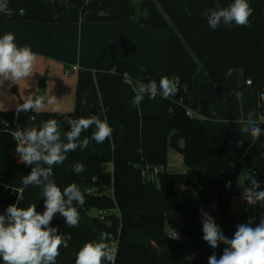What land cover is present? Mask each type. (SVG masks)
<instances>
[{
	"label": "trees",
	"instance_id": "trees-1",
	"mask_svg": "<svg viewBox=\"0 0 264 264\" xmlns=\"http://www.w3.org/2000/svg\"><path fill=\"white\" fill-rule=\"evenodd\" d=\"M232 0H148L146 22L151 27L168 28L169 64L158 69H144L127 62L114 63L102 70L80 69L77 72L75 109L71 113L0 111L8 130L16 132L39 126L47 120L60 122L61 131L69 129L67 119L91 115L106 120L112 135L102 144L92 141L83 150L68 153L63 164L54 167L53 179L63 190L75 182L85 195L86 203L76 205L80 213L78 227L69 228L56 214L51 226L64 228L63 244L57 264H75L76 253L89 241L98 240L102 231L118 234L115 264H208V258L220 257L227 245L213 249L203 240L202 224L196 207L189 199V188L204 203L217 202L216 212L221 232L231 238L237 222L231 212L235 196L232 184L237 181L241 155L236 133L224 132L217 141L200 121V116L213 118L216 98L200 103L191 100L192 78L198 67L215 83L224 84L229 71L238 70L243 88L264 90V0H249L253 8L250 26L210 28L205 9L227 7ZM9 11L1 19L31 20L64 24L145 22L134 18L131 0H8ZM24 9V15L19 10ZM176 82L178 92L169 99L159 96L161 115H131L122 105V88L127 81L159 83L161 77ZM249 80L250 85L245 82ZM87 103H82L83 100ZM21 105V104H20ZM193 116L187 115V111ZM257 125L264 129V124ZM121 129L125 136L120 138ZM95 126L82 133L90 137ZM180 139L183 144L180 146ZM264 152V136L257 141ZM172 146L182 154L183 163L193 177L168 172L167 149ZM17 142L10 132H0V214L15 198L3 185L22 188L17 206L35 204L44 211L42 189L24 187V176L32 166L18 164L12 157ZM264 154V153H262ZM81 162L86 171L76 174L71 165ZM162 166L152 181L142 176V167ZM260 190H264V155H259L254 169ZM231 182L230 186L228 182ZM89 190V191H87ZM95 209L96 215L89 211ZM117 209L119 216L110 214ZM99 210L108 212L101 219ZM177 212L182 219L183 239H171L164 231L165 213ZM264 209L256 207L255 226ZM109 221L111 224H109Z\"/></svg>",
	"mask_w": 264,
	"mask_h": 264
},
{
	"label": "clouds",
	"instance_id": "clouds-1",
	"mask_svg": "<svg viewBox=\"0 0 264 264\" xmlns=\"http://www.w3.org/2000/svg\"><path fill=\"white\" fill-rule=\"evenodd\" d=\"M8 11V0H0V13L6 14ZM253 11L249 0H232L227 7L208 8L202 15L206 17L208 26L215 30L221 25L250 26ZM24 12V9L19 10L20 15H24ZM14 41L15 36L11 33L0 37V82L21 81L33 76L36 54L28 46L18 47ZM177 92L176 82L164 76L159 83L148 81L141 84L135 102L139 103L144 93L153 99L157 96L169 99ZM82 103L86 104L87 100ZM44 107L43 96L29 98L17 108V115L20 112L40 111ZM54 110L60 111L59 107ZM66 122L70 130L63 133L60 122L51 119L44 121L39 128H26L15 134L19 162L32 166L22 183L24 187L35 185L42 189L44 211L38 212L35 204L27 208L12 204L5 214H0V259L3 264H57L63 236L57 234L58 229L51 226V221L59 213L69 228L79 226L80 213L76 205L82 207L86 203L84 192L75 182L61 190L53 179V169L64 163L68 153L78 148L83 150L92 141L102 144L111 137L113 129L106 120L96 115L67 119ZM93 126L95 130L91 136L81 139L82 133ZM241 131L248 134L253 143L264 136V129L251 118ZM71 170L81 174L87 169L83 163L77 162L71 165ZM245 179L250 180V186L244 187L242 199L249 205L264 202V190H260L255 177L249 173ZM228 184L230 186L231 182ZM201 212L203 240L213 249L219 247L220 243L227 245L220 257L211 255L208 264H264V215L255 227L251 220L248 224L236 225V231L229 238L221 232L213 217L203 210ZM109 241L110 233L102 231L98 240L86 242L79 249L75 264H115L114 250Z\"/></svg>",
	"mask_w": 264,
	"mask_h": 264
},
{
	"label": "crops",
	"instance_id": "crops-1",
	"mask_svg": "<svg viewBox=\"0 0 264 264\" xmlns=\"http://www.w3.org/2000/svg\"><path fill=\"white\" fill-rule=\"evenodd\" d=\"M5 33H11L15 36L14 42L18 47H30L37 56L36 62L47 65V75L51 72L52 76L56 74L62 75L69 81L70 79L72 81L73 78L66 75L71 73L67 70L71 67L73 72H78L80 69L97 71L107 68L114 63L127 62L141 68L158 69L167 66L169 60L170 33L168 30L163 28L157 29L151 27L146 22L140 21L124 24H98L80 21L71 24H64L62 22L46 24L45 22L31 20L1 19L0 37ZM125 84L122 105L127 113L138 116L157 114L156 112H158L157 110L160 105L159 100H156L157 97L153 99L149 94L144 93L140 102L136 103L135 97L139 92L141 84H135L130 81ZM4 86L5 81L0 82V90ZM246 89L242 87L240 72L238 70L229 71L226 82L224 84H217L204 73L201 66L198 67L193 75L190 90L191 100L196 103H200V101L211 95L216 98L214 117L217 121L213 120L214 117L209 118L205 116H200V121L207 132L210 133L209 135L213 141H217L224 132H233L238 135L239 152L241 155L240 164L242 157L246 158L250 154L252 157L254 156L253 159L255 157L258 158L259 150L255 145L259 146V144L257 142L253 143L248 134L242 133V128L224 127L223 124H220L217 116L224 118L225 112L230 113L233 106H236L237 110H240V101H242V108L247 111V103L245 102L248 99L242 96V100L238 101L236 97H231L238 90L237 95H240L241 90H243L245 92L244 96H246ZM45 90L47 91L46 87ZM46 91L43 96L46 95ZM246 97L252 98L253 94ZM254 99H256V96H254ZM1 100L0 98V111L7 110L5 108L14 109V103H11L12 107L4 106ZM57 107H59L60 111L54 110ZM69 110L61 108V106L42 109L45 112L58 113H67ZM173 165V161L169 160L166 170L168 172H175L174 170H168ZM191 192L193 191L189 188V193ZM193 194L197 197L194 192ZM250 206L257 207V205Z\"/></svg>",
	"mask_w": 264,
	"mask_h": 264
},
{
	"label": "rangeland",
	"instance_id": "rangeland-1",
	"mask_svg": "<svg viewBox=\"0 0 264 264\" xmlns=\"http://www.w3.org/2000/svg\"><path fill=\"white\" fill-rule=\"evenodd\" d=\"M148 0H131L132 7L134 9V18H140L144 17L146 19L147 15V7L146 2ZM80 22H87V21H80ZM77 23V22H76ZM89 23V22H87ZM167 29L170 33L168 28ZM169 64V60L167 65ZM166 67V66H164ZM163 68V67H162ZM71 71H70V70ZM144 69H155V68H144ZM69 72H71L68 76H72V81H70L66 78H64L62 75H54L52 76V73L49 72L48 75L47 72V65L45 63L38 64L37 62L34 65L33 69V76L21 81H5V86L2 87L0 90V98L2 105L4 106H10L12 107L11 103H14V109L13 108H5L7 110H17V108L20 106V104H23L27 99L29 98H36L37 93L39 90H43L45 93V87L47 88L46 95L43 96L45 98V107L44 108H53L54 106H61V108L70 109L67 113L74 112L75 109V89H76V78H77V72L72 71V67L67 69ZM128 82V81H127ZM126 85V84H125ZM124 85V86H125ZM122 88V96H123V89ZM246 96L253 94V97H246L244 96V91L241 90L240 95H237V92H234L235 94L231 97H236L239 100H242L244 97L245 99H248L247 102V108L246 111L244 108H242V101H240L239 104H241V109L237 110L236 106L232 107V110L230 113L225 112L224 118H220L217 116V118L220 120V124H223L224 127L228 128H243L247 125V122L249 118L252 120H255L257 123L262 121L261 118V111H260V99H259V91L252 90V89H246ZM243 96V97H242ZM254 96H256V99H254ZM158 101V97L156 98ZM47 101H54V103H47ZM160 104V102H159ZM42 111V110H40ZM156 112L157 114L153 115H161L160 105ZM201 120V117H199ZM214 121H217L214 117ZM238 137V135H237ZM243 139V136H242ZM241 139V141H242ZM239 143V140H238ZM242 143V142H241ZM183 144V141L180 139L179 145L181 146ZM256 148H258L259 155H264L261 151L260 146L255 145ZM254 157V156H253ZM252 155L250 154L246 158L242 157V162L240 164V170L238 174V179L236 182L232 184V189L236 196L231 199V212L234 216L237 225L244 223L248 224L249 220L252 221V226L255 227V210L256 206H248V210L245 211V205L242 203V193L244 187L250 186V180L245 179V177L251 173L255 179L256 174L254 173V169L256 168L257 159H253ZM169 160L173 161L174 165L172 168H169L168 170H174L175 172L184 173L185 175L189 177H193V171L184 165L182 154L175 149L172 146H168L167 149V164ZM189 199L193 202L194 206L197 209L199 221L202 224V212L209 214L211 217H213L214 222L221 227V221L218 216V213L216 212V209L212 208V202L209 203H203L201 200H199L197 197L194 196L193 192L189 193ZM110 214H115L116 216H119L118 210L113 209L109 212ZM90 215H96L97 211L95 209H91L89 211ZM165 223H164V231L169 234L172 231H177L179 233L182 229V219L180 215L175 211H167L165 213ZM0 264H3L2 259H0Z\"/></svg>",
	"mask_w": 264,
	"mask_h": 264
},
{
	"label": "built area",
	"instance_id": "built-area-1",
	"mask_svg": "<svg viewBox=\"0 0 264 264\" xmlns=\"http://www.w3.org/2000/svg\"><path fill=\"white\" fill-rule=\"evenodd\" d=\"M250 83L251 82L249 80H247L245 82L246 85H250ZM259 99H260V111H261V118H262V121L260 123L264 124V90H261L260 91V93H259ZM187 115L193 116V112L190 111V110H188L187 111ZM7 128H8V123L5 120L0 119V132H10L13 135V137L15 138V134L17 132H19V131L13 132V131L8 130ZM12 157L15 159V161L18 164L21 163V162H19V156L16 153V151L13 152ZM163 170H164V167H162V166H153V167H150V166H147L146 167V166H144V167H142V176L145 178L146 181H152L153 178L158 173L163 172ZM3 187H4V190L5 191H9V193L12 196H14V198H15L14 202L8 204L7 207L9 205H12V204H18L19 199L22 198L21 197L22 188H12V187H9L7 185H3ZM87 191H89V190H87ZM241 201L246 206L244 209H245V211H247L248 210L247 206H249V204L246 201H244L242 198H241ZM211 202H212V208L213 209H216L217 208V202H216V200L213 199ZM7 207H6V209H7ZM98 215L100 216L101 219H104L108 215V212L105 211V210H99L98 211ZM168 236L171 239H179V240H182L183 239V235L181 233L177 232V231L170 232L168 234ZM174 236H176L177 238H173ZM109 243L111 244V247L114 250V254H116L117 245H118V234L115 235V234L110 233V241H109Z\"/></svg>",
	"mask_w": 264,
	"mask_h": 264
},
{
	"label": "water",
	"instance_id": "water-1",
	"mask_svg": "<svg viewBox=\"0 0 264 264\" xmlns=\"http://www.w3.org/2000/svg\"><path fill=\"white\" fill-rule=\"evenodd\" d=\"M147 21H148V19L146 18L145 22H147ZM43 94H44L43 90H39V92L37 93L36 97L37 96H43ZM124 136H125V131H124V129H121L119 137L122 139V138H124ZM257 206L259 208H261V209H264V202L258 203ZM109 224H111L110 221H109ZM52 227H55V228L58 229V233L57 234H61L62 236H63V234H65L64 233V228L62 226H52Z\"/></svg>",
	"mask_w": 264,
	"mask_h": 264
}]
</instances>
